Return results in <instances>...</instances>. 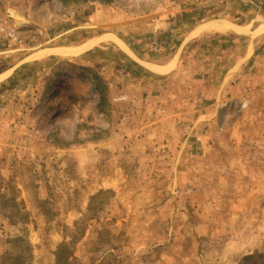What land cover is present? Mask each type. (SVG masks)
I'll return each mask as SVG.
<instances>
[{
	"label": "rangeland",
	"instance_id": "obj_1",
	"mask_svg": "<svg viewBox=\"0 0 264 264\" xmlns=\"http://www.w3.org/2000/svg\"><path fill=\"white\" fill-rule=\"evenodd\" d=\"M0 264H264V0H0Z\"/></svg>",
	"mask_w": 264,
	"mask_h": 264
},
{
	"label": "bare ground",
	"instance_id": "obj_2",
	"mask_svg": "<svg viewBox=\"0 0 264 264\" xmlns=\"http://www.w3.org/2000/svg\"><path fill=\"white\" fill-rule=\"evenodd\" d=\"M201 26V25H200ZM237 27V26H236ZM201 29H203V30H213V29H215V30H217V31H222V32H224V31H227L228 32V30H230V29H233V30H235V26H233L231 23H229V22H227V21H224V20H215V21H212V22H210V23H207V24H205V25H203V26H201V27H198L196 30L198 31V30H201ZM94 39V38H93ZM89 42V41H88ZM92 43L93 42H90V43H88L87 45H92ZM64 48H66V47H64ZM59 50H55L54 51V48H53V50H52V53H54V52H56V53H58V54H66V53H68L69 51H70V49L69 50H66V49H63V48H58ZM50 52V51H49ZM44 53H48L47 51H42V52H40L39 54H37V55H43ZM166 69V68H165ZM167 69H168V67H167ZM64 86V85H63ZM62 85L61 86H59V88H58V90H57V92H56V96L53 98V106H55L56 104H57V102L61 99V98H63L62 96H63V93H64V87H63ZM52 101V100H51ZM56 108V107H55Z\"/></svg>",
	"mask_w": 264,
	"mask_h": 264
},
{
	"label": "trees",
	"instance_id": "obj_3",
	"mask_svg": "<svg viewBox=\"0 0 264 264\" xmlns=\"http://www.w3.org/2000/svg\"><path fill=\"white\" fill-rule=\"evenodd\" d=\"M65 1L66 0H63V2H65ZM123 56L127 58L126 55H123ZM95 81H96V90H97V93L100 96V103L98 105V108L99 109H103V104L106 101V91L104 89L105 86L98 80V77L97 78L95 77ZM60 249H61L60 251H62V249L63 250H67L66 244H63ZM63 258H64V262L63 263H65V262H67V260H69L70 256L66 255V256H63Z\"/></svg>",
	"mask_w": 264,
	"mask_h": 264
},
{
	"label": "crops",
	"instance_id": "obj_4",
	"mask_svg": "<svg viewBox=\"0 0 264 264\" xmlns=\"http://www.w3.org/2000/svg\"><path fill=\"white\" fill-rule=\"evenodd\" d=\"M205 24H207V23H205V22L202 23V22H201L200 24H198V25H196V26L199 27L200 25L203 26V25H205Z\"/></svg>",
	"mask_w": 264,
	"mask_h": 264
}]
</instances>
